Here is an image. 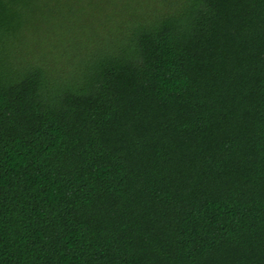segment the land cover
<instances>
[{
	"label": "trees",
	"instance_id": "obj_1",
	"mask_svg": "<svg viewBox=\"0 0 264 264\" xmlns=\"http://www.w3.org/2000/svg\"><path fill=\"white\" fill-rule=\"evenodd\" d=\"M63 9L0 0V264H264V0Z\"/></svg>",
	"mask_w": 264,
	"mask_h": 264
},
{
	"label": "rangeland",
	"instance_id": "obj_2",
	"mask_svg": "<svg viewBox=\"0 0 264 264\" xmlns=\"http://www.w3.org/2000/svg\"><path fill=\"white\" fill-rule=\"evenodd\" d=\"M78 2V0H61L62 3H58L56 0H39V3L41 5V12L49 17L50 22L49 23H44L43 26V30H51V29H55V23H58V19H54L55 16L53 15H57L59 11V13H63L64 9H63V4L64 3H71V2ZM32 11V10H31ZM74 11V8L71 6L70 12L72 13ZM31 22L33 21V17L34 16H29ZM29 29L27 28L25 30L26 34L28 33ZM24 32V34H25ZM23 34V35H24ZM22 52H24V50H22Z\"/></svg>",
	"mask_w": 264,
	"mask_h": 264
}]
</instances>
